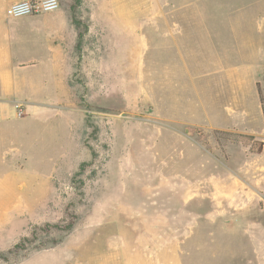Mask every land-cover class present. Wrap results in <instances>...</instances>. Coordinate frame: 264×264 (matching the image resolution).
Returning <instances> with one entry per match:
<instances>
[{"label": "rangeland", "instance_id": "374dc122", "mask_svg": "<svg viewBox=\"0 0 264 264\" xmlns=\"http://www.w3.org/2000/svg\"><path fill=\"white\" fill-rule=\"evenodd\" d=\"M15 1L0 0L1 61H53L64 80L47 91V106L29 112L15 101L0 119V264H259L230 248L238 233L222 221L236 210L216 206L206 175L224 173L225 187L233 178L264 187V177L227 174L247 162L242 147L250 146L234 131L231 140L174 126L190 114L188 73L200 86L202 54L211 70L219 50H239L252 71L245 90L256 91L264 0H59L57 10L20 23L45 26L33 42L8 35L17 18L4 13ZM170 20L185 24L177 42ZM217 79L208 77L213 91ZM70 221V230L44 228Z\"/></svg>", "mask_w": 264, "mask_h": 264}, {"label": "crops", "instance_id": "0c3cea01", "mask_svg": "<svg viewBox=\"0 0 264 264\" xmlns=\"http://www.w3.org/2000/svg\"><path fill=\"white\" fill-rule=\"evenodd\" d=\"M6 11L4 14L7 17ZM36 16L30 15L17 19H9L13 20V23H8L7 25L8 35L19 37L20 33L23 32L24 40L33 42V38L31 37L35 36L36 33L44 32L45 26L40 25L38 27L29 24L23 27L20 23L27 22ZM178 21L173 20L171 22L170 20L169 24V33L175 42H177L176 39L179 30L185 29V24L183 25V23ZM190 26L197 28L200 24H191ZM257 28L263 30V24H259ZM207 41L208 37L204 34L200 44L205 45L206 51ZM257 50L252 49L251 54ZM238 51L234 49L224 50V48L219 50L216 53L215 67L211 70L207 68V53L202 54L200 61H205L206 68L200 73V79H202L200 86L195 84L194 79L191 80V75L188 73L187 60L185 59L187 57L184 56L182 58L186 72L189 74V83L194 88L191 91L193 97L191 99H193V102L190 101V107L187 111L190 114H188L187 118L182 121H175L180 125L174 127H185L186 129L200 127L206 130L234 131L236 133L254 136L256 140L262 142V150L260 152H254L250 148L243 146L242 159L248 158L247 162L237 168L234 166L227 168V174L234 177H264V109L261 101V92L264 96V85L262 84L263 80L261 78L264 79V76H258L256 73L255 75L253 74L251 80L256 91H246L245 77L252 71H249L248 67L243 66V63L238 62ZM241 54L243 53L241 52ZM28 59L31 60L30 58ZM49 62L46 60L45 65L50 72L44 74V70L42 69L46 68H44L45 65L43 67L41 66V61L38 63L32 61L27 64L13 59L8 61L6 57L1 61L0 51V119L5 116L2 115L3 113H8L9 107L10 109L11 107L15 108L13 104L15 101L24 103L29 112L37 111L42 106L45 107L48 105L47 91H59L60 84L64 80V77L57 75L59 72L55 69V63L53 61ZM49 73H52L50 75L53 80L52 86H49ZM214 74L218 76L215 91H213L214 87L212 83L208 80V77ZM153 86L156 87V85ZM259 88L262 91H259ZM8 97H13V99L8 100ZM36 97H39V102L34 100ZM10 101L11 104L9 103ZM156 105L158 109V104ZM196 116L197 118H195ZM256 121L260 122L259 128H255L253 124ZM239 152L235 154H239ZM203 166L206 167L205 165ZM203 166L201 165L202 169ZM206 175L213 177L215 194L212 198L215 200L216 206L223 208L230 206L236 210L235 214L224 217L222 221L223 224L230 225L231 230L235 226L236 230L234 232L238 233V237H232L230 239L232 242L229 245L230 248L233 250L241 248L248 250L249 255L259 257V264H264V215H261L264 214V202L261 201L264 199L261 195L264 187L262 185L255 186L253 184H246L241 178H233L231 180L233 185L231 187H225L221 185L223 181L218 178L224 175V173L212 172ZM239 236H243L244 238ZM224 245L222 243L218 246L223 248ZM229 246L227 245L225 247L229 248Z\"/></svg>", "mask_w": 264, "mask_h": 264}, {"label": "built area", "instance_id": "2783aa9c", "mask_svg": "<svg viewBox=\"0 0 264 264\" xmlns=\"http://www.w3.org/2000/svg\"><path fill=\"white\" fill-rule=\"evenodd\" d=\"M59 7V0H18L9 5L6 15L8 18H21L52 12Z\"/></svg>", "mask_w": 264, "mask_h": 264}, {"label": "trees", "instance_id": "16d2710c", "mask_svg": "<svg viewBox=\"0 0 264 264\" xmlns=\"http://www.w3.org/2000/svg\"><path fill=\"white\" fill-rule=\"evenodd\" d=\"M259 91H262L260 88H259ZM261 101H262V105H263V109H264V96L261 92ZM217 134H220L218 136V138L222 137V138H226V139H231V140H234L230 137H226L227 134L229 133L228 131H219V130H216ZM238 138L239 141L243 142L245 145L247 146H250V149L254 152H260L262 150V147H263V144L261 141H258L255 139L254 136L252 135H247V134H242V133H236L235 134ZM258 144V147L256 148V150H254V146ZM73 227V221H70V223L68 225H65V226H61L59 224H50V223H47L45 225V230L49 231L50 229L52 228H55L57 230H70L71 228ZM20 247V244H16L15 245V248H19Z\"/></svg>", "mask_w": 264, "mask_h": 264}, {"label": "water", "instance_id": "95a60500", "mask_svg": "<svg viewBox=\"0 0 264 264\" xmlns=\"http://www.w3.org/2000/svg\"><path fill=\"white\" fill-rule=\"evenodd\" d=\"M187 133H191V131L189 130V128L186 129Z\"/></svg>", "mask_w": 264, "mask_h": 264}]
</instances>
